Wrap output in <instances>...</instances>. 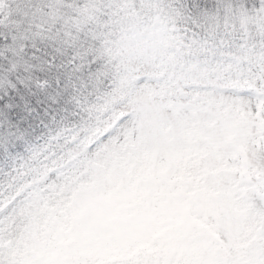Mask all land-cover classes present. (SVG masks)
I'll return each instance as SVG.
<instances>
[{
    "label": "snow or ice",
    "instance_id": "1",
    "mask_svg": "<svg viewBox=\"0 0 264 264\" xmlns=\"http://www.w3.org/2000/svg\"><path fill=\"white\" fill-rule=\"evenodd\" d=\"M0 264H264V0H0Z\"/></svg>",
    "mask_w": 264,
    "mask_h": 264
}]
</instances>
